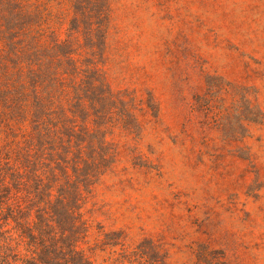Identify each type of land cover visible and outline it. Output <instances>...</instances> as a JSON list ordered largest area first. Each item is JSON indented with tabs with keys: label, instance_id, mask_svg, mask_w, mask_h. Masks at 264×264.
Returning <instances> with one entry per match:
<instances>
[{
	"label": "rangeland",
	"instance_id": "374dc122",
	"mask_svg": "<svg viewBox=\"0 0 264 264\" xmlns=\"http://www.w3.org/2000/svg\"><path fill=\"white\" fill-rule=\"evenodd\" d=\"M108 15L95 58L126 120L88 210L123 248L97 264H264V0H108Z\"/></svg>",
	"mask_w": 264,
	"mask_h": 264
},
{
	"label": "trees",
	"instance_id": "16d2710c",
	"mask_svg": "<svg viewBox=\"0 0 264 264\" xmlns=\"http://www.w3.org/2000/svg\"><path fill=\"white\" fill-rule=\"evenodd\" d=\"M108 22V0H0V264H97L123 248L88 210L115 162L107 128L126 120L95 58Z\"/></svg>",
	"mask_w": 264,
	"mask_h": 264
}]
</instances>
